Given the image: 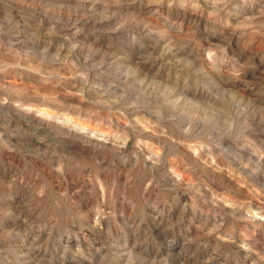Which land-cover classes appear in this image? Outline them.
Here are the masks:
<instances>
[{
	"label": "rangeland",
	"instance_id": "374dc122",
	"mask_svg": "<svg viewBox=\"0 0 264 264\" xmlns=\"http://www.w3.org/2000/svg\"><path fill=\"white\" fill-rule=\"evenodd\" d=\"M0 264H264V0H0Z\"/></svg>",
	"mask_w": 264,
	"mask_h": 264
}]
</instances>
